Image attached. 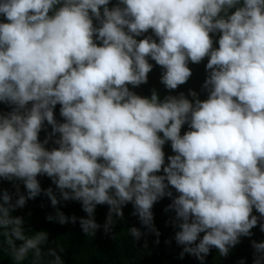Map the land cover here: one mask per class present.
Returning a JSON list of instances; mask_svg holds the SVG:
<instances>
[{
    "label": "clouds",
    "instance_id": "1",
    "mask_svg": "<svg viewBox=\"0 0 264 264\" xmlns=\"http://www.w3.org/2000/svg\"><path fill=\"white\" fill-rule=\"evenodd\" d=\"M205 59L206 99L133 91L152 62L171 93ZM0 105V181L15 188L0 190V247L13 264H64L14 215L41 195L49 222L92 237L131 205L137 242L160 236L153 208L169 198L180 258L199 264L264 232V0H0ZM67 201L86 218L65 215ZM251 247L264 264V241Z\"/></svg>",
    "mask_w": 264,
    "mask_h": 264
},
{
    "label": "trees",
    "instance_id": "2",
    "mask_svg": "<svg viewBox=\"0 0 264 264\" xmlns=\"http://www.w3.org/2000/svg\"><path fill=\"white\" fill-rule=\"evenodd\" d=\"M152 63L154 68L149 73L148 83L133 89L137 94L150 96L152 90L155 89L163 97L168 94L177 95L181 92L187 95L189 90H194L200 94V99H206V93L202 90V85L207 75L205 70L207 59L198 65L190 64L192 77L185 85L180 86L171 93L167 92L160 83L162 68L156 66L154 62ZM0 110H5V106L0 105ZM56 115L59 120V106H57ZM48 131L50 132L51 129L49 128ZM46 135L47 133L42 132L41 140ZM48 146L52 147L54 145L50 143ZM165 152L167 155L173 154L170 145L165 147ZM38 179L42 189L55 188L46 176L38 177ZM3 189L15 191L13 184L0 181V190ZM21 191H24L22 185ZM170 203L169 198H164L153 208L154 223L160 232V236L156 237L155 234L147 233L138 242L130 237L128 229L133 226L141 228V231L144 232H146V229H143L138 218L132 215L133 208L131 205L123 209V219H117L110 232L105 233L101 228L94 237L83 234L78 221L75 224L69 223L66 225L49 222L47 217L55 215L56 209L51 206L49 199L44 195L29 200L25 208L17 210L14 215L25 218L26 228L37 232L46 231L49 234V244L45 247L57 248L64 264H199L195 257L188 254H185L183 259L180 258L182 248L177 246L174 240L175 231H177L173 224L174 213L165 210ZM58 207L69 217L86 218V213L82 211L78 202H62ZM107 213V206H98L95 212L97 223L103 225ZM254 214L258 215L255 212ZM252 232L251 237H242L241 242L230 250L228 256H220L218 250L213 248L206 257L205 264H240L241 260H245L246 264H252L253 249L251 241H264V232H261L259 227L252 229ZM2 239L0 237V240ZM157 239L159 240L158 243ZM0 264H13L11 257L3 247H0Z\"/></svg>",
    "mask_w": 264,
    "mask_h": 264
}]
</instances>
